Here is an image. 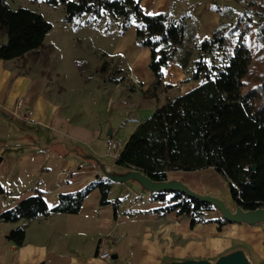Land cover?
<instances>
[{
  "label": "trees",
  "instance_id": "16d2710c",
  "mask_svg": "<svg viewBox=\"0 0 264 264\" xmlns=\"http://www.w3.org/2000/svg\"><path fill=\"white\" fill-rule=\"evenodd\" d=\"M52 7L62 6L64 22L71 24L83 16L98 24L102 17L120 20L119 34L124 36L135 28L137 45L149 51L148 69L153 75L152 98L155 91L171 85L164 83L163 71L170 65L185 72L191 65L195 48H188L190 37L188 18L182 14L171 19L167 13L149 15L139 0H33ZM261 21L255 27L242 23L231 27L239 32L238 43L232 45L221 31L211 40L198 46L201 54L229 53L220 68H207L199 61L193 80L199 85L157 106L152 115L139 124L123 146L117 167L140 171L154 183L169 181L173 172L191 173L213 170L227 183L230 201L243 211L264 209V71L248 87L252 58L263 43L264 0H258ZM52 26L31 10H12L7 0H0V31L6 42L0 45V60L12 61L42 48ZM105 67L99 73L105 75ZM113 84L119 82L109 76ZM100 193V205L108 206L110 181H97L80 192L59 195V204L48 209L38 189L34 196L21 201L13 209L0 215V222L16 224L20 221L48 217L51 214L77 215L82 202L93 191ZM5 194L0 184V196ZM171 196L169 202L165 199ZM150 199L160 204L174 203L160 209L169 214L177 211L187 217L189 227L213 223L217 230L230 225L221 216L205 222L195 217L203 212L217 211L210 204L200 202L181 192L150 193ZM119 201L112 204L117 210ZM159 211V212H160ZM25 232L21 228L9 232L7 240L16 248L23 245ZM115 256V255H113Z\"/></svg>",
  "mask_w": 264,
  "mask_h": 264
},
{
  "label": "rangeland",
  "instance_id": "374dc122",
  "mask_svg": "<svg viewBox=\"0 0 264 264\" xmlns=\"http://www.w3.org/2000/svg\"><path fill=\"white\" fill-rule=\"evenodd\" d=\"M7 1L12 10H31L52 26L42 48L15 62L20 69L44 81L42 98L50 104V110L60 114L65 125L80 123L79 130L86 132L89 125L95 130L94 115L98 105L96 117L98 120L100 117L101 121L105 115V102L111 103V113L108 115L114 114L115 106L131 105L123 110L135 119L128 121L125 128L114 136L122 144L127 142L134 121L138 119V125L141 124L157 106L199 85V81L193 80L199 61H204L207 68L224 65L229 53L222 55L215 51L201 54L198 50L201 41L211 40L215 34L223 31L226 32L225 39L236 45L239 32L231 31V27L245 22L249 27H255L261 21L258 0H144L141 7L146 14L167 13L171 19L179 18L182 14L189 17L191 32L186 46L195 48L192 63L185 72L174 65L163 71L164 83L171 85V88L155 91L152 98L153 75L148 69L149 51L137 45L134 27L121 36L119 19L104 16L93 26V22L83 16L76 22L66 24L62 6L52 7L33 0ZM4 36L0 31V44ZM258 46L252 58L251 73L246 80L248 87L254 85L259 79L258 74L264 71V44L259 43ZM101 67H105V75L99 73ZM109 76L119 82L113 84ZM123 121L121 117L120 120L116 119L115 127ZM97 144L101 150H105L103 142ZM81 147L87 150L86 146ZM110 159L104 160L110 162ZM168 178L183 182L199 195L216 197L232 212L235 211L227 183L211 169L191 173L173 172ZM132 187L137 190L136 195L142 197V202L130 208L129 202L133 198H129L130 193H126L125 187L124 191L115 195L121 199V213L127 214L125 216L128 218L123 219L126 224L117 226L115 238L119 237V241H107V250L112 256L117 254V260L104 264H216L221 257L234 252L242 253L249 264H264V231L260 224H230L218 231L216 224L209 223L190 229L187 217L179 216L177 211L169 214L160 211L172 207L174 203L160 204L151 200L150 194H145L143 189ZM170 199L171 196H168L165 201L169 202ZM220 216L218 211H211L195 218L211 222Z\"/></svg>",
  "mask_w": 264,
  "mask_h": 264
},
{
  "label": "crops",
  "instance_id": "0c3cea01",
  "mask_svg": "<svg viewBox=\"0 0 264 264\" xmlns=\"http://www.w3.org/2000/svg\"><path fill=\"white\" fill-rule=\"evenodd\" d=\"M139 1L142 6L144 0ZM5 42L4 36L0 45ZM19 59L0 60V184L5 190L0 196V215L34 196L36 189L42 192L48 209H54L59 204V195L74 194L97 181H107L98 164L117 175L128 171L117 167L112 159L104 160L110 157L106 148L101 150L97 143L103 142L105 146L106 138L116 136L128 121L135 119L123 110L131 105L115 106L114 114L108 115L111 103L105 102L102 121L96 117L100 106L96 108L95 130L92 125L86 132L79 130L80 123L65 125L60 114L50 110V104L42 98L44 81L20 69L15 64ZM18 98L33 109L34 124L13 117ZM120 117L124 121L115 127ZM134 122L127 140L138 126V119ZM132 186L140 188L132 181L111 182L108 206L100 205V193L93 190L77 215L55 213L16 224L0 222V264H102L96 259L99 242L102 239L113 242L118 227L126 224L123 219L128 218L121 213L120 205L113 209L114 201L121 200L115 195L125 187L129 198L139 197L142 202ZM17 228L25 232L24 243L19 248L7 240L9 232Z\"/></svg>",
  "mask_w": 264,
  "mask_h": 264
},
{
  "label": "water",
  "instance_id": "95a60500",
  "mask_svg": "<svg viewBox=\"0 0 264 264\" xmlns=\"http://www.w3.org/2000/svg\"><path fill=\"white\" fill-rule=\"evenodd\" d=\"M106 179L110 182H128L136 183L141 189L149 193L159 192H181L187 196L212 205L220 213L221 217L229 224L238 225H257L260 224L264 231V209H257L255 211H243L239 207H235L232 212L226 207L223 201L210 195H199L188 189L182 182L169 180L164 183H154L140 171L128 170L123 174L117 175L110 172L104 165L98 164ZM112 261L117 260V256L111 257ZM172 264H204V263H172ZM216 264H249L248 260L240 252H234L229 255L221 257Z\"/></svg>",
  "mask_w": 264,
  "mask_h": 264
},
{
  "label": "built area",
  "instance_id": "2783aa9c",
  "mask_svg": "<svg viewBox=\"0 0 264 264\" xmlns=\"http://www.w3.org/2000/svg\"><path fill=\"white\" fill-rule=\"evenodd\" d=\"M13 117L25 124L31 125L34 124V112L33 109L26 106L24 99L22 98H18V100L16 101L15 104V111L13 113ZM124 144H122L120 141L116 140L114 137H108L105 140V148H106V153L107 156L110 157L112 160L116 161L119 157L120 152L123 149ZM65 176L68 177L69 176V171H67L65 173ZM139 203V198L138 197H134L133 199H131V201L129 202V207L132 208L135 205H137ZM114 242L119 241V237L114 238ZM106 240L102 239L99 242V248L96 254V259L101 262L102 264H104L107 261L111 260V253L105 249L106 244Z\"/></svg>",
  "mask_w": 264,
  "mask_h": 264
},
{
  "label": "bare ground",
  "instance_id": "6f19581e",
  "mask_svg": "<svg viewBox=\"0 0 264 264\" xmlns=\"http://www.w3.org/2000/svg\"><path fill=\"white\" fill-rule=\"evenodd\" d=\"M213 30V29H212Z\"/></svg>",
  "mask_w": 264,
  "mask_h": 264
}]
</instances>
